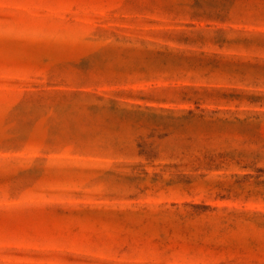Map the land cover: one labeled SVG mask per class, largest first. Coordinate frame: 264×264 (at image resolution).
Segmentation results:
<instances>
[{"label":"rangeland","instance_id":"374dc122","mask_svg":"<svg viewBox=\"0 0 264 264\" xmlns=\"http://www.w3.org/2000/svg\"><path fill=\"white\" fill-rule=\"evenodd\" d=\"M0 264H264V0H0Z\"/></svg>","mask_w":264,"mask_h":264}]
</instances>
